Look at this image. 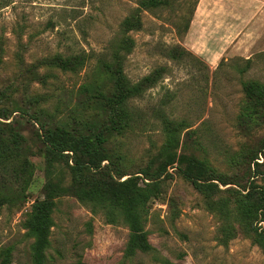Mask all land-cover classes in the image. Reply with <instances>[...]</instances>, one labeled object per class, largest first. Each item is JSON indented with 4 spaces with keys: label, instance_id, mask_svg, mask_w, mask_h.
I'll return each instance as SVG.
<instances>
[{
    "label": "rangeland",
    "instance_id": "374dc122",
    "mask_svg": "<svg viewBox=\"0 0 264 264\" xmlns=\"http://www.w3.org/2000/svg\"><path fill=\"white\" fill-rule=\"evenodd\" d=\"M138 1L0 0L2 260L34 264L49 201L44 264H264V105L247 92L264 90V0H176L128 27ZM120 77L154 84L117 116ZM48 133H102L105 160L79 169ZM121 183L144 203L134 253Z\"/></svg>",
    "mask_w": 264,
    "mask_h": 264
},
{
    "label": "trees",
    "instance_id": "16d2710c",
    "mask_svg": "<svg viewBox=\"0 0 264 264\" xmlns=\"http://www.w3.org/2000/svg\"><path fill=\"white\" fill-rule=\"evenodd\" d=\"M176 0H139V8L135 10L131 16H129L125 22V25L132 28H140L141 20L138 14L144 10H154L160 9L162 7H169L171 4H175ZM124 25V26H125ZM189 30V28H188ZM151 78H147L148 84L142 88L136 86L130 87L127 82L124 81L122 77L117 78L116 88H117V97L113 105V113L119 115L121 108L126 105L129 98L136 97L140 95L142 91L154 84ZM247 92L252 100H256V103L264 105V90L259 93L257 88H254L253 91L250 88H247ZM171 122L167 123L169 129L173 132H176V128H172ZM47 145L52 148L53 151L64 155L66 151L73 152L74 155H81V159L77 160V168L81 169L85 166L88 167H98L101 165V162L105 160L103 156L104 144L107 139L101 133L95 135L94 137L84 136L82 138H70L63 134L59 140L56 135L48 133ZM56 137V138H55ZM80 160H83L80 162ZM172 165L173 162L169 163ZM182 174L190 181L193 182L197 189L203 190L205 188L208 190L209 185H202L199 181L188 171H183ZM124 183H121L118 188L111 189L112 199L115 200L118 207L125 214V218L128 222L131 223L134 235L131 239L130 252L134 253L138 248L147 249L149 248V243L146 241L144 234L142 233V225L140 221L142 206L144 203L141 202L140 198L136 195L135 191L124 190ZM261 202L259 205L263 206L264 196L261 197ZM52 204L49 201L42 202L37 207V212L32 222V233L36 238V243L34 247V264H44V250L48 244L49 236V214L51 211ZM4 251H0V264H11V258L5 257L2 260V255Z\"/></svg>",
    "mask_w": 264,
    "mask_h": 264
}]
</instances>
